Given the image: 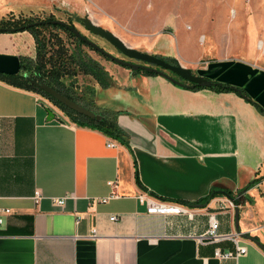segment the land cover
I'll use <instances>...</instances> for the list:
<instances>
[{"label": "crops", "instance_id": "crops-1", "mask_svg": "<svg viewBox=\"0 0 264 264\" xmlns=\"http://www.w3.org/2000/svg\"><path fill=\"white\" fill-rule=\"evenodd\" d=\"M83 1L55 3L79 8ZM255 35L238 57L186 63L251 100L105 68L108 85L95 82L90 103L116 120L118 139L0 80V264H264V250L251 240L264 245V28ZM34 54L28 31L0 33V73H24ZM225 192L240 197L238 230L234 209H218ZM140 194L176 201L192 216L150 214ZM212 213L217 233H240L246 253L213 256L235 245L202 238Z\"/></svg>", "mask_w": 264, "mask_h": 264}, {"label": "rangeland", "instance_id": "rangeland-1", "mask_svg": "<svg viewBox=\"0 0 264 264\" xmlns=\"http://www.w3.org/2000/svg\"><path fill=\"white\" fill-rule=\"evenodd\" d=\"M3 1L6 14L2 17L37 20L52 16L69 20L68 12L80 16L87 13L94 23L112 31L126 45L158 55L167 62L176 58L185 67L193 61L196 62L194 66L200 67L208 60L238 57L255 43L256 28H264V0H102L99 3L84 0L79 8L55 3V0L29 5L25 0ZM73 25L107 48L111 55L121 58L110 43L92 35L74 19ZM43 30L47 35L50 33L47 27ZM55 31L67 47H73L63 30ZM83 50L112 73L119 65L86 46ZM64 81L79 82L84 97L80 101H90L95 85L91 76L79 74L73 81L70 77Z\"/></svg>", "mask_w": 264, "mask_h": 264}, {"label": "trees", "instance_id": "trees-1", "mask_svg": "<svg viewBox=\"0 0 264 264\" xmlns=\"http://www.w3.org/2000/svg\"><path fill=\"white\" fill-rule=\"evenodd\" d=\"M45 27L49 28L50 33L48 35L43 30V28ZM55 29L63 30L66 34V37L73 44V47H67L65 45L64 39L58 35ZM20 31H28L34 37L35 49H36V64H34L35 69L41 72L42 76H44L45 78L49 79L50 81L54 82L57 85L58 84L63 85L64 78L66 77L74 78V76L77 73H81L83 75L92 76L93 78L98 80V82L102 85V87H106L108 85L109 78L107 72L103 70V67L96 60H94L91 56L88 55L87 52L83 50V46H86L93 51L95 49L90 45H88L87 43H85L84 41L77 38L67 28L58 24H50L49 21H44L41 19L35 20L30 18H19V17L0 18V33H13ZM98 54L106 58L104 53H103L104 55L102 53H98ZM22 66L25 72L26 65L23 63ZM132 73L144 74V75H156V73L148 72L140 69L136 71H132ZM0 80L8 84H13L15 86L23 87L24 89L32 90L37 93H40L41 95L55 102L64 111V113L68 115L75 122H80L81 124L93 123L94 125L102 129L105 133H107L108 135H110L115 139L122 137L121 128L118 126L114 118L105 115L107 113L105 114L101 113L103 117L100 120L89 118L83 114H80L68 108L67 106L63 105L52 96L45 93L40 88L29 83L28 80L23 76V73H18V74L0 73ZM45 84L56 90V88L50 82ZM193 88H213L216 90L236 91L230 85L225 83H222L220 85H213L210 87L195 86ZM91 93L93 92L91 91ZM238 93L244 98L251 100L242 89L241 92ZM67 97L70 98L69 96ZM72 100L76 101L75 99ZM77 103L81 104L80 102ZM81 105L88 108L83 104ZM259 108L261 111L264 112V110L261 107ZM226 193L229 194L228 192ZM214 195H215V191H212L208 195V197L211 198ZM239 198L240 197H237L236 199L234 198L236 204Z\"/></svg>", "mask_w": 264, "mask_h": 264}, {"label": "water", "instance_id": "water-1", "mask_svg": "<svg viewBox=\"0 0 264 264\" xmlns=\"http://www.w3.org/2000/svg\"><path fill=\"white\" fill-rule=\"evenodd\" d=\"M71 18L76 19L77 21H80L81 24L92 34L97 35L103 39H105L107 42H109L112 46H114L116 49H118L124 56H127L129 58L144 61L150 64L158 65L162 67L163 69H166L175 75L179 76L180 78L184 79L186 83L179 81L178 79L174 78L171 75H168L166 72L156 68L151 67L148 65H142L138 63H132L130 61H124L118 57H115L111 55L110 53L104 51L100 46H98L95 42L92 40L86 38L83 36L75 27L68 26L64 21L60 19H52L49 21L50 24H58L66 27L70 32H72L77 38L84 41L94 49L98 50L101 53H104L106 56H108L111 60L114 62L123 65L125 67H128L132 71H136L138 69L145 70L148 72L156 73L160 76H163L164 78L168 79L169 81L175 83L178 86L181 87H189L193 88L195 86L200 87H210L213 85H220L222 82L220 81H214L212 79L207 78L206 76L202 74H196L192 71L191 68L185 67L179 63V61L175 58L173 62H167L164 58L160 56H156L154 54L148 53L146 51H140L136 48H132L128 45H126L118 36H116L112 31L109 29H106L100 25H97L94 23L91 18L88 16L87 13H85L83 16L77 15L75 12L71 13ZM39 23V22H37ZM23 76L28 80L29 83L33 84L34 86L40 88L45 93L49 94L53 98H55L57 101L62 103L63 105L67 106L68 108L83 114L89 118H93L96 120L102 119L103 115L101 113H97L93 110H90L81 104L77 103L76 101L68 98L65 95H62L57 90L53 89L52 87L48 86L45 83H41L39 81H36L33 77H31L27 72L23 73ZM232 88H234L237 92H241V88L236 87L234 85H230ZM50 117H52V114H49ZM221 192V191H220ZM228 198L234 199L226 192L224 193ZM239 202V200H238ZM234 220H235V228L238 230V206L234 208ZM257 246H259L261 249L264 250V245L260 243L259 241H256L254 239H251Z\"/></svg>", "mask_w": 264, "mask_h": 264}, {"label": "built area", "instance_id": "built-area-1", "mask_svg": "<svg viewBox=\"0 0 264 264\" xmlns=\"http://www.w3.org/2000/svg\"><path fill=\"white\" fill-rule=\"evenodd\" d=\"M114 141L113 140H108L107 146H113ZM111 185L112 182H109ZM40 195L36 191L34 193V199L37 201L39 199ZM139 200L146 205V211L150 214H160V215H165V214H170V213H186L189 216H192V213L189 212V210L182 206L180 203L172 200H165L162 198H156L152 195L148 194H140ZM66 197L56 199L55 202L58 205H62L65 201ZM219 206L218 209L220 210H225L226 208H232L234 209L237 205L234 201V199H230L228 197H224L218 200ZM116 217L112 216L110 217V220H115ZM2 221V218H0V223ZM219 226L218 220L215 218L214 214H210L209 216V225L205 231V233L202 235L203 239H206V241H219L221 239H229L233 241L235 245V250L234 252L231 251H226L222 252L218 248H216L213 252V256L217 259H228L235 257L240 254L246 253V247L244 245L239 244L238 241V236L240 233H225V234H219L217 233Z\"/></svg>", "mask_w": 264, "mask_h": 264}, {"label": "flooded vegetation", "instance_id": "flooded-vegetation-1", "mask_svg": "<svg viewBox=\"0 0 264 264\" xmlns=\"http://www.w3.org/2000/svg\"><path fill=\"white\" fill-rule=\"evenodd\" d=\"M67 12V11H66ZM67 14V16H68V18H69V20L67 19V20H62V19H60V20H62V21H64L68 26H73V27H75L74 25H73V19L71 18V13H66ZM52 19H56V18H54V17H52V16H49V17H47V18H45V19H41V20H44V21H50V20H52ZM76 22H78V23H80L81 24V22L80 21H77L76 19H74ZM81 26H83L82 24H81ZM64 27V26H63ZM66 28V27H65ZM76 28V27H75ZM83 28L85 29V30H87L84 26H83ZM77 29V28H76ZM78 30V29H77ZM83 36H85L86 38H88L85 34H83V32H81L80 30H78ZM88 31V30H87ZM21 32V31H20ZM30 33V32H29ZM89 33H91V32H89ZM31 34V33H30ZM92 34V33H91ZM32 35V34H31ZM92 35H94V34H92ZM34 38V37H33ZM101 38V37H100ZM89 39V38H88ZM101 39H103V38H101ZM91 40V39H90ZM104 40V42H106V43H109V42H107L105 39H103ZM35 42V41H34ZM94 42V41H93ZM96 43V42H95ZM97 44V43H96ZM98 45V44H97ZM98 46H100L104 51H106V52H110L107 48H105L104 46H102V45H98ZM114 47V46H113ZM115 48V47H114ZM117 51H118V53H120L122 56H121V58L120 59H122V60H124V61H130V62H132V63H138V64H142V65H148V66H151V67H156V68H158V69H160V70H162V71H164V72H166L168 75H171V76H173L174 78H176V79H178L179 81H181V82H184V83H186V81L184 80V79H182V78H180L179 76H177V75H175L174 73H172V72H170V71H168V70H166V69H163L162 67H160V66H158V65H154V64H150V63H147V62H144V61H140V60H135V59H132V58H129V57H127V56H124L118 49H116ZM96 53H101V52H99L98 50H94ZM103 54V53H102ZM104 55V54H103ZM155 55V54H154ZM156 56H158V55H156ZM105 57H106V59H108V60H110V61H113V60H111L108 56H106L105 55ZM98 62V61H97ZM114 62V61H113ZM116 63V62H115ZM25 65H26V68H25V72H27L31 77H33L36 81H39V82H41V83H48V82H50L55 88H56V90H58L61 94H64V95H66V96H69L70 98H72V99H75L77 102H80L81 104H83V105H85V106H87L88 108H90V109H94L95 110V108L92 106V104L90 103V101H88V103H83V102H81L80 100H83L84 99V97H83V93H82V89H81V86L78 84L79 82H75V83H72V82H69V83H66L65 81H64V84L63 85H57V84H55L54 82H52V81H50L49 79H47V78H45L44 76H42V74H41V72H39L38 70H36L35 69V65L34 64H36V50H35V54H34V57L30 60L29 59V61L28 62H25L24 63ZM118 64V63H117ZM120 65V64H119ZM121 66H123V65H121ZM123 67H125V66H123ZM103 69H105V68H103ZM126 69H129V71H131V69L130 68H128V67H126ZM141 70V69H140ZM79 74H81V73H77L75 76H74V78H76L77 79V77H78V75ZM134 74V73H133ZM107 75H108V73H107ZM92 77V76H91ZM74 78H70V81H73V79ZM93 78V77H92ZM94 80H95V82L96 83H98V85H100L101 87H102V85L98 82V80H96L95 78H93ZM79 85V86H78ZM50 100V99H49ZM50 102L52 103V105L56 108V109H58V110H60V111H63L55 102H53L52 100H50ZM64 112V111H63Z\"/></svg>", "mask_w": 264, "mask_h": 264}]
</instances>
